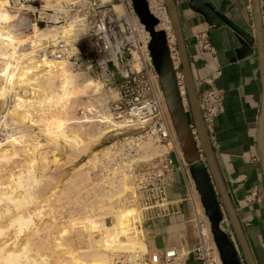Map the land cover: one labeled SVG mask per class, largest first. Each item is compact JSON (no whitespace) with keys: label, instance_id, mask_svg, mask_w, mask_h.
<instances>
[{"label":"bare ground","instance_id":"obj_1","mask_svg":"<svg viewBox=\"0 0 264 264\" xmlns=\"http://www.w3.org/2000/svg\"><path fill=\"white\" fill-rule=\"evenodd\" d=\"M73 1L46 0V7L50 14L57 17L55 19H60L61 14L65 13L62 8L63 3ZM6 6L5 1H0V62L3 64L0 78L5 80V84L0 87V99L10 94V103L5 117L17 123L20 130L11 132L7 139L0 141V164L23 153L26 156L27 167L24 169L18 167V171L11 172L7 174L8 176L0 175V205H4V210H0V264H53L40 251L39 246L35 248L34 242L31 243L32 235L39 231L38 221L42 223L46 218L52 220L53 226L56 227L57 237L53 236L54 244H51L55 248L53 253L63 252L64 257H69L71 260L64 262L61 257L63 264H115L114 261L119 255L147 252L148 240L150 239L152 246L154 240L147 236L142 227L144 219L142 210L133 203L134 200H131L130 194L134 193V188L129 176L125 172L107 167L104 162V159L109 157L114 144L110 146L107 144V147L92 153L88 160L75 170L77 176L80 175L78 179L83 178L84 184H88V189L94 190L91 196L93 200L99 199L97 207L91 204L86 208L83 217L75 216L72 211L67 219L60 222L58 221L60 218L57 219L54 214L55 210L51 202L46 206L33 209L34 204L37 206L36 203H38L33 191L43 181V178H39L42 173L40 170H45L49 165V154H53V163L58 161L55 156V148L58 144L56 141H64L71 148L78 150L82 144L101 139L108 131L105 132L103 128L96 127L99 130L91 133L83 126L85 124L82 121L69 117L68 114L76 99L94 86V80L80 83L76 74L68 67L66 59L58 60L47 55H43L41 59H35V55L53 46L60 37L65 41L77 43L82 34L80 30L83 33L87 32L88 24H83L84 20L80 17L77 23L79 28L75 27L74 24L68 23V20L73 18L72 14L79 16L78 13H67L68 18L61 26L49 25L46 28H39L34 24L33 35L23 34L16 24L20 18L19 13H15L18 11ZM115 9L122 14L124 6L115 4ZM159 27L165 26L160 24ZM76 30H79L78 34L74 35ZM21 50L30 51L21 53ZM88 86L89 88H86ZM119 124L122 127L126 126L123 122ZM26 127L30 130L37 129V132L27 133L24 130ZM37 134L43 136L45 142H36L34 138ZM162 149L148 141L144 144L143 156H156L157 153L162 152ZM96 168L101 169L102 175L97 174L94 180L91 170L95 171ZM72 178L66 181L68 186ZM191 200L193 209L195 203L193 218L198 214L205 216L199 196L195 195L194 191L191 193ZM3 214L9 215L10 221L6 226L2 223ZM107 218L111 219L110 225ZM77 229L86 231L93 241H91L92 248L85 249L84 256H72L74 248L61 242L65 236ZM133 229L138 230L136 234L132 232ZM8 234H11V237L7 239ZM21 238L23 240L21 244H18ZM182 252L185 255L188 249L183 248ZM111 254L113 256L110 257Z\"/></svg>","mask_w":264,"mask_h":264},{"label":"built area","instance_id":"obj_2","mask_svg":"<svg viewBox=\"0 0 264 264\" xmlns=\"http://www.w3.org/2000/svg\"><path fill=\"white\" fill-rule=\"evenodd\" d=\"M8 8L23 14L40 13L42 26H61L68 14L79 13L89 30L80 34L77 43L65 41L62 37L53 46L43 50V54L58 60L66 59L68 67L74 71L98 72V79L107 92L106 108L116 121L123 122L130 132L120 133L108 158L104 159L107 167L128 174L134 193L131 200L140 207L144 222L166 217L169 214V189L176 182V173L181 172L191 183L188 165L185 163L179 140L174 131L170 115L159 85V78L150 55V32L138 17L132 0H74L62 5L65 13L60 19L50 14L46 0H0ZM179 6L183 0H175ZM150 13L157 19L156 30L164 31L170 57L176 72L178 87L184 102L187 92L181 72V61L175 40L174 30L166 0H146ZM115 4L123 5L119 14ZM264 17V4L261 5ZM35 9L36 11H34ZM44 24V25H43ZM82 24V25H83ZM163 24L165 27H159ZM74 45V46H73ZM197 45L201 54L215 53V47L205 32L197 35ZM199 104L205 128L211 142L215 139V120L224 110V99L220 93L208 92L199 97ZM195 141L199 140L193 124L190 125ZM151 141L162 147L156 156L144 157V144ZM103 165L101 168L103 169ZM92 174L102 175L96 168ZM95 176V175H94ZM120 176V175H119ZM97 178V177H96ZM258 199L255 192L245 200L251 203ZM223 228L236 246L240 259L245 264L242 253L226 215ZM192 227L197 239L196 245L183 254L174 246L158 249L150 244L147 252H133L119 255L115 264H222L210 224L205 216L198 214L192 219ZM154 240V238H153Z\"/></svg>","mask_w":264,"mask_h":264},{"label":"crops","instance_id":"obj_3","mask_svg":"<svg viewBox=\"0 0 264 264\" xmlns=\"http://www.w3.org/2000/svg\"><path fill=\"white\" fill-rule=\"evenodd\" d=\"M210 2L232 22L255 35L251 0ZM178 7L196 82H209L223 96L224 110L215 120L212 145L256 264H264V185L256 152L262 85L256 44L251 54L244 53L243 40L230 27L209 25L201 14L191 9L188 0ZM201 32L207 34L215 53H200L197 35ZM169 191V214L148 222L146 232L154 238L155 248L174 246L190 250L197 243L190 228L194 215L193 186L177 172L176 182ZM253 192L258 199L248 203L245 197Z\"/></svg>","mask_w":264,"mask_h":264},{"label":"water","instance_id":"obj_4","mask_svg":"<svg viewBox=\"0 0 264 264\" xmlns=\"http://www.w3.org/2000/svg\"><path fill=\"white\" fill-rule=\"evenodd\" d=\"M134 9L150 32V55L159 78V85L179 140L185 163L188 165L189 176L199 196L204 214L207 217L213 240L217 247L222 264H243L235 244L223 228L224 216L228 218L235 234L239 250L245 264H256L246 233L239 219L237 208L227 190L226 184L218 167L215 151L205 128L199 97L213 92V86L204 80L196 82L192 71L186 39L182 28L179 7L175 0H166L171 24L181 61V72L187 92L184 102L178 87L176 72L170 57L167 38L164 31L156 30L157 19L150 13L146 0H132ZM192 10L201 14L205 21L215 27H230L243 40V52L251 54L256 44L262 85L261 112L258 123L257 155L261 163L264 185V17L261 0H251L254 17L255 35L232 22L210 0H188ZM191 124L198 136L199 146L194 139Z\"/></svg>","mask_w":264,"mask_h":264},{"label":"rangeland","instance_id":"obj_5","mask_svg":"<svg viewBox=\"0 0 264 264\" xmlns=\"http://www.w3.org/2000/svg\"><path fill=\"white\" fill-rule=\"evenodd\" d=\"M44 5L46 7V1H45ZM43 11H45L44 8H43ZM43 11H40V13H36L35 15H33V14L26 15V14H23L19 11L15 12V13H19V15H20L19 20L16 21L17 22L16 24H17V27L19 28V30L23 34L33 35L34 24H36L39 28H46L45 26H42L41 25L42 23L40 24V21H39L40 19H42V17H44ZM72 15H74V16H73V18L68 20V23H72V24H74L75 27L79 28L77 26V23L79 21V18L82 16L79 13H78L79 16H77L76 14H72ZM78 31L77 30L74 31V35H77ZM80 33H83V32H81V30H80ZM79 38H81V37H79ZM51 43H53V42H51ZM25 48H27V46ZM29 51L30 50H21V53H23V52L27 53ZM43 55L44 54H43V50H42L38 53L37 56L35 55V59H41ZM2 66H3V64L0 62V70L2 69ZM72 72L76 74L80 83L84 84V83H87L88 80H94V86H92V88L90 90H88L87 93L85 91L84 93H82L80 95V97H78V99H76L75 104L73 105L74 107L72 106V108H70V110H69V113H68L69 117H72V118L74 117V119H76V120L78 119L79 121H82L83 124H85L83 126L88 128V130L91 133H94V131H97L98 128H96V127H99V129L103 128L105 132H107V131L108 132L105 133V135L102 136L101 139H96L92 143L82 144L78 150L76 148H73V147L71 148L64 141H56V144L57 143L58 144L56 145V148H55V152H56L55 156L57 157L58 161L57 162L55 161L53 163L52 162L54 159L53 154H49V156H48V160L50 161L49 165L46 167L45 170H43V169L40 170V172H42V173H41V177H39V178H43V181H41L40 186L38 188H35L36 190L34 189V191H33L34 197H36L35 199H37V201H38V203H36L37 206L34 204L33 209L35 207H38V206H40V207H42L43 205L46 206V205H48L49 202H51V205L53 206V208L55 210L54 211L55 216L57 217V219L60 218L58 220L59 222L63 221V219H67L69 217V213L72 211H73L72 213L75 216L83 217L85 215L84 213H85L86 208H88L91 204L95 205L96 207L98 206L99 199L93 200V197L91 196V192H93L94 190L88 189V184L87 185L84 184L83 178L78 179L80 175L77 176L78 174L75 172V170L81 164L85 163L92 153L101 150L103 147H107L106 145L109 142L115 140L116 136H118V134L127 133V132L131 131V129H129V128L121 129L124 127H122V125L119 124L120 122H118L114 119L113 114L108 110V108H106L105 104L108 100L107 92L104 88L103 83L98 79V72L96 70L89 72V73L86 72L85 70H82V71L72 70ZM4 84H5V80L3 78H0V87L3 86ZM86 88H89V86ZM9 97H10V94H8L7 97H5V98L0 99V141L1 142H3L2 140L7 139V137L9 136V134L11 132L14 133V132L20 130V126L17 123L11 121V119L9 117H5V114L7 113V109L9 106L8 104L10 103ZM84 120H86V121H84ZM107 120L110 122H108ZM26 129H28V130H26ZM24 130H25V132L32 133V134H33V132H37V129L30 130L28 127H26ZM35 136H36V138H34V139L36 142H40V143L45 142V138L43 136H41L40 134H37ZM33 144H35V142ZM159 153H157V154H159ZM15 166H16V168H15ZM18 167L23 168V169L27 167L26 166V156L23 155V153H19L18 156H16L15 158L11 159L8 162H2L0 164V175L1 176H8L11 172L18 171L19 170ZM94 175H96V176H94ZM94 175L92 174V170H91V176L94 180H96L97 174H94ZM70 177H73V178L71 179L69 186H68L66 181ZM193 191L195 192V195H196L197 193L195 191L194 186H193ZM53 192H55V193L52 195ZM52 197H53V199H52ZM129 205H131V203ZM191 206L193 208L192 201H191ZM3 207H4V205L3 206L0 205L1 211L4 210ZM194 210H195V203H194L193 211ZM11 212L13 213L14 210L12 209ZM57 212H58V214H57ZM3 216H4L3 221L5 223L3 221H2V223L4 226H6L8 224V222L10 221V219H8L9 215L3 214ZM5 216L7 219L5 218ZM48 219L49 218H46L44 221H42V223H41V221H38V228H39L38 230L39 231L35 235H32V238H31L32 240L30 239L31 243L33 244V242H34V244H33L34 247L39 246L38 248L41 249L40 251L43 254H45L48 257V259L51 261V263H53V264H63L62 258L64 259V262L71 261L69 259V257H66V258L64 257L65 253H63V252L53 253V252H55V248L51 244H54L52 241L55 237H57V232H55L56 227L53 226V224H54L53 221L48 220ZM151 221H146L143 224L144 225V227H143L144 231L147 234V236L150 238L152 236H150L146 232L145 228L147 227L146 224L148 222H151ZM59 222H57V223L59 224ZM107 222L110 225L111 219L107 218ZM39 224H40V226H39ZM45 225H46V227H45ZM50 227L53 229H51ZM190 228L192 229L193 227L190 226ZM137 231L138 230H136V229L132 230V232L135 234ZM10 232H11V230H10ZM54 233H56V234H54ZM53 236H54V238H53ZM9 237H11V234H8L7 239ZM59 237H60V235H59ZM13 239L14 238H12V240ZM22 240L23 239L21 238L19 240L20 242L18 241L19 242L18 244H21ZM58 240H59V238H58ZM58 240H56V241L58 242ZM0 241H1V239H0ZM91 241L92 240L90 239L89 234L86 231L80 230V229H77V230H74L73 232H70L69 235L65 236L61 240V242H63L65 245H67V246L70 245L72 248H74V252L72 253V256H75V255L84 256V253L86 252L85 249L88 250V249L92 248L91 246H92L93 241L92 242ZM49 247L50 248L53 247V249H50ZM111 256H113V255L111 254L110 257ZM191 264H194V263L191 261Z\"/></svg>","mask_w":264,"mask_h":264}]
</instances>
